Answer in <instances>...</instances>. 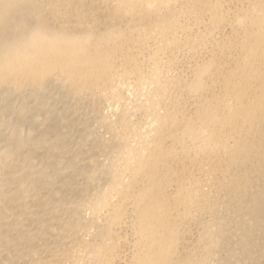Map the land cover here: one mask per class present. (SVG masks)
<instances>
[{"label": "bare ground", "instance_id": "obj_1", "mask_svg": "<svg viewBox=\"0 0 264 264\" xmlns=\"http://www.w3.org/2000/svg\"><path fill=\"white\" fill-rule=\"evenodd\" d=\"M0 264H264V0H0Z\"/></svg>", "mask_w": 264, "mask_h": 264}]
</instances>
